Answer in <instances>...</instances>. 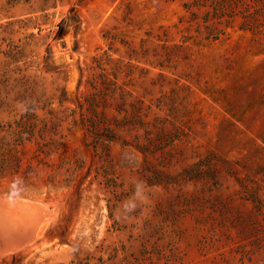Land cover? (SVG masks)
Listing matches in <instances>:
<instances>
[{"label":"rangeland","instance_id":"374dc122","mask_svg":"<svg viewBox=\"0 0 264 264\" xmlns=\"http://www.w3.org/2000/svg\"><path fill=\"white\" fill-rule=\"evenodd\" d=\"M1 198L0 264H264V0H0Z\"/></svg>","mask_w":264,"mask_h":264},{"label":"bare ground","instance_id":"6f19581e","mask_svg":"<svg viewBox=\"0 0 264 264\" xmlns=\"http://www.w3.org/2000/svg\"><path fill=\"white\" fill-rule=\"evenodd\" d=\"M4 199H5V198H1L0 200H4ZM5 205H6V204H1V203H0V209H2V207L5 208V207H4ZM7 207H8V206H7ZM11 207H13V206H11ZM14 207H17V206L14 205ZM14 207H13V208H14ZM20 207H21V206H20ZM23 208H25V207H23ZM14 209H15V208H14ZM18 209H19V208H18ZM18 209H16V210H18ZM31 209H32V207H31ZM9 210H10V209H9ZM11 210H12V208H11ZM11 210H10L9 213L12 212ZM19 210H20V209H19ZM19 210H18V211H19ZM29 210H30V209H29ZM21 211H22V209L20 210V212H21ZM31 211L33 212L34 210H31ZM6 212H8V210H7ZM23 212H24L23 214H25L24 217L26 216L25 218H28V217H29V216H27V215H31V214H32V212H30V213H28L27 211H23ZM4 213H5V212H4ZM12 213H13V212H12ZM21 213H22V212H21ZM21 213H20V214H21ZM5 214H6V213H5ZM7 215H9V214H7ZM15 215H16V214H15ZM15 215H14V217H15ZM18 215H19V213L17 214V216H18ZM21 216H22V215H21ZM37 217H39V216H37ZM15 218H16V217H15ZM17 219H18V218H17ZM20 219H21V218H20ZM11 221H12V220H11ZM13 221H14V218H13ZM16 221H17V220H16ZM18 221H19V220H18ZM26 222H27V221H26ZM15 223H16V222H15ZM18 223H20V222H18ZM0 224H1V223H0ZM13 237H14V236H13Z\"/></svg>","mask_w":264,"mask_h":264},{"label":"water","instance_id":"95a60500","mask_svg":"<svg viewBox=\"0 0 264 264\" xmlns=\"http://www.w3.org/2000/svg\"><path fill=\"white\" fill-rule=\"evenodd\" d=\"M22 202H27V199H21V200H19V199H13V200H11V199H7V198H5L4 200H0V203L1 204H6V205H11V204H20V203H22ZM32 203H34V205H39L38 203H35V202H32ZM41 205V204H40ZM44 210V209H43ZM46 210V209H45ZM47 211V210H46Z\"/></svg>","mask_w":264,"mask_h":264}]
</instances>
